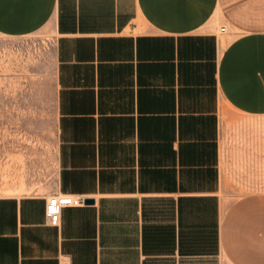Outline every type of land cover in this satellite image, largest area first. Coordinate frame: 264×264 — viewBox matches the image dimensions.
Segmentation results:
<instances>
[{
  "label": "crops",
  "instance_id": "obj_1",
  "mask_svg": "<svg viewBox=\"0 0 264 264\" xmlns=\"http://www.w3.org/2000/svg\"><path fill=\"white\" fill-rule=\"evenodd\" d=\"M48 27L54 147L5 178L0 264H188L224 185L223 255L264 264V0H0V36ZM55 195L94 203L53 226Z\"/></svg>",
  "mask_w": 264,
  "mask_h": 264
},
{
  "label": "rangeland",
  "instance_id": "obj_2",
  "mask_svg": "<svg viewBox=\"0 0 264 264\" xmlns=\"http://www.w3.org/2000/svg\"><path fill=\"white\" fill-rule=\"evenodd\" d=\"M53 38L51 27L23 38L0 36V195L9 191L5 178H28L27 163L36 160L38 151H53ZM239 196L224 185L212 213L189 230L188 264H229L220 248L219 224Z\"/></svg>",
  "mask_w": 264,
  "mask_h": 264
},
{
  "label": "built area",
  "instance_id": "obj_3",
  "mask_svg": "<svg viewBox=\"0 0 264 264\" xmlns=\"http://www.w3.org/2000/svg\"><path fill=\"white\" fill-rule=\"evenodd\" d=\"M225 31V28H222ZM85 200L74 198L69 195H55L49 199L46 206V217L48 222L53 226H58L61 221V214L65 207L83 206Z\"/></svg>",
  "mask_w": 264,
  "mask_h": 264
},
{
  "label": "water",
  "instance_id": "obj_4",
  "mask_svg": "<svg viewBox=\"0 0 264 264\" xmlns=\"http://www.w3.org/2000/svg\"><path fill=\"white\" fill-rule=\"evenodd\" d=\"M85 203L86 204H93L94 203V200L93 199H86L85 200Z\"/></svg>",
  "mask_w": 264,
  "mask_h": 264
}]
</instances>
